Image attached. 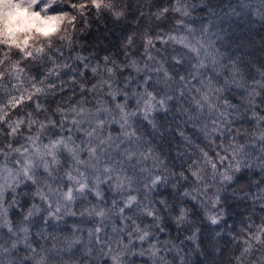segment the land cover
<instances>
[{
  "label": "clouds",
  "instance_id": "9594fccd",
  "mask_svg": "<svg viewBox=\"0 0 264 264\" xmlns=\"http://www.w3.org/2000/svg\"><path fill=\"white\" fill-rule=\"evenodd\" d=\"M0 264H264V0H0Z\"/></svg>",
  "mask_w": 264,
  "mask_h": 264
}]
</instances>
